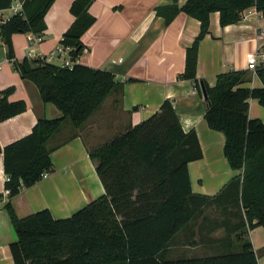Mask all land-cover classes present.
Listing matches in <instances>:
<instances>
[{
  "label": "trees",
  "instance_id": "16d2710c",
  "mask_svg": "<svg viewBox=\"0 0 264 264\" xmlns=\"http://www.w3.org/2000/svg\"><path fill=\"white\" fill-rule=\"evenodd\" d=\"M92 1L73 0L70 5L74 20L59 45L70 48L73 60L82 55L81 37L95 22L89 13ZM171 1L156 8L166 23L179 12L200 23L179 76L192 81L200 97L201 83L204 86L206 124L224 134L223 154L238 173L213 195L192 191L188 163L201 158L202 150L195 130L184 131L172 100L165 99L150 117L90 151L104 189L101 196L66 218H54L47 208L19 217L12 198L53 171L50 139L65 122L81 127L107 96L123 87L110 71L79 62L68 67L39 58L17 59L12 36L43 34L54 2L22 0L23 13L0 27L5 56L21 79L37 87L42 102L53 104L61 115L38 118L29 134L0 146L9 176L5 209L16 237L9 245L14 264H258L248 232L264 228V122L249 117L248 100L264 107V64L254 72L261 86L253 88L242 86L251 76L247 70L220 73L210 87L197 78L196 66L211 12H218L225 26L239 22L249 7L264 16V0H187L181 8L178 0ZM9 4L0 0V9ZM13 91L0 90V122L26 110L24 100L8 99ZM208 208L216 214L210 216ZM219 229L223 234L210 236ZM185 231L191 236L188 245L209 241L211 253L169 257L177 236Z\"/></svg>",
  "mask_w": 264,
  "mask_h": 264
},
{
  "label": "crops",
  "instance_id": "0c3cea01",
  "mask_svg": "<svg viewBox=\"0 0 264 264\" xmlns=\"http://www.w3.org/2000/svg\"><path fill=\"white\" fill-rule=\"evenodd\" d=\"M72 1L54 0L45 16L46 30L38 51L47 54L59 46L62 34L74 20L70 12ZM186 1L178 0L177 6L181 8ZM171 3V0L92 1L89 13L95 22L81 37L84 49L78 62L110 71L123 83L122 90L107 96L81 127L75 129L65 122L50 139L53 171L12 198L19 217L47 208L54 218H66L101 196L104 189L90 151L150 117L165 99L172 100L184 131L195 130L202 150L201 158L188 163L192 191L213 195L238 173L230 168L223 154L224 134L206 124L204 98L192 81L179 76L184 70L186 49L199 33L200 23L184 12L166 23L156 8ZM260 33H264V16L255 7L245 9L239 22L225 26L219 23V13L211 12L209 32L198 45L197 78L213 87L218 74L247 70L251 76L242 86H261L257 75L247 68L248 55L264 50V35L258 38ZM12 43L16 58L21 60L27 48L25 34H14ZM2 48L0 61L6 58V47ZM261 64L258 59V66ZM8 87L14 88L8 99L24 100L26 110L0 122L1 147L29 134L38 118L61 115L53 104L42 102L33 83L21 79L9 62H2L0 90ZM248 105L249 117L264 122V107L253 98ZM4 176L0 152V264H14L9 245L16 237L5 209L8 195L4 194ZM220 233L222 229L210 236ZM248 237L257 263L264 264V228L249 230ZM208 242L192 247L210 252Z\"/></svg>",
  "mask_w": 264,
  "mask_h": 264
},
{
  "label": "built area",
  "instance_id": "2783aa9c",
  "mask_svg": "<svg viewBox=\"0 0 264 264\" xmlns=\"http://www.w3.org/2000/svg\"><path fill=\"white\" fill-rule=\"evenodd\" d=\"M23 2L22 0H10V4L7 8L0 9V27L4 24H6L13 15L16 14H22L23 13ZM264 33H260L258 35V38L263 37ZM43 35L42 34H34V33H26L25 39L27 43V51L24 55V57H27L28 59L33 58H39L46 61H53L58 60L59 64L62 66H68L71 67L74 63L78 62V59L73 60L69 55V47L61 46L59 45L49 53L45 54L38 49H36V46H38L43 41ZM258 59L262 64H264V50L259 51L256 50L255 52L248 55L247 58V68L253 72H255V69L258 67ZM2 62H9V59L6 57L3 61H0V68L2 66ZM10 63V62H9ZM46 175H44L45 177ZM9 176H4V181H8ZM5 197L9 194V190L5 188L4 190Z\"/></svg>",
  "mask_w": 264,
  "mask_h": 264
},
{
  "label": "rangeland",
  "instance_id": "374dc122",
  "mask_svg": "<svg viewBox=\"0 0 264 264\" xmlns=\"http://www.w3.org/2000/svg\"><path fill=\"white\" fill-rule=\"evenodd\" d=\"M2 45L3 44L0 40V59H1L2 51H3ZM36 49H37V46H36ZM26 51H27V48H26ZM53 63L59 64V61L53 60ZM52 141H55V140H52ZM207 213L210 216H213L214 214H216V212L213 210V208H208ZM221 234H223V233H220L219 235H221ZM184 237L186 238V240L184 239ZM190 239H191V236L188 235V233L186 231L179 233V235L177 236L175 245H173L169 251V257L195 256V255L202 256L204 254H210L211 253L209 251L208 252L207 251H201L198 247H192V246L187 245L188 240H190Z\"/></svg>",
  "mask_w": 264,
  "mask_h": 264
},
{
  "label": "water",
  "instance_id": "95a60500",
  "mask_svg": "<svg viewBox=\"0 0 264 264\" xmlns=\"http://www.w3.org/2000/svg\"><path fill=\"white\" fill-rule=\"evenodd\" d=\"M201 90H202V93H203V98L206 99L207 98V94H206L205 88L202 85V83H201Z\"/></svg>",
  "mask_w": 264,
  "mask_h": 264
}]
</instances>
